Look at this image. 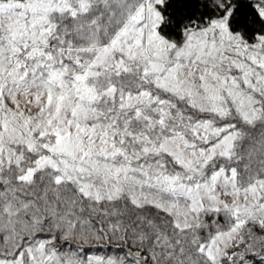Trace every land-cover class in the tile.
Segmentation results:
<instances>
[{
    "label": "snow or ice",
    "instance_id": "6c2138e0",
    "mask_svg": "<svg viewBox=\"0 0 264 264\" xmlns=\"http://www.w3.org/2000/svg\"><path fill=\"white\" fill-rule=\"evenodd\" d=\"M0 264H264V0H0Z\"/></svg>",
    "mask_w": 264,
    "mask_h": 264
}]
</instances>
